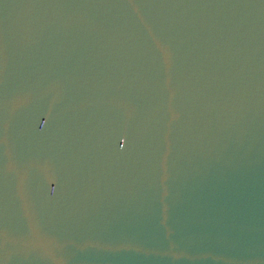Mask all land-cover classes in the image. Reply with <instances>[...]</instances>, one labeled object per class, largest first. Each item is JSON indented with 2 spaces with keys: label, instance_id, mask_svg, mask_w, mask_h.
<instances>
[{
  "label": "water",
  "instance_id": "95a60500",
  "mask_svg": "<svg viewBox=\"0 0 264 264\" xmlns=\"http://www.w3.org/2000/svg\"><path fill=\"white\" fill-rule=\"evenodd\" d=\"M0 264H264V0H0Z\"/></svg>",
  "mask_w": 264,
  "mask_h": 264
}]
</instances>
